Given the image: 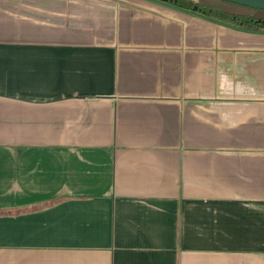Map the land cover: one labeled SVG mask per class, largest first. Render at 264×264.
Instances as JSON below:
<instances>
[{"label":"crops","instance_id":"crops-1","mask_svg":"<svg viewBox=\"0 0 264 264\" xmlns=\"http://www.w3.org/2000/svg\"><path fill=\"white\" fill-rule=\"evenodd\" d=\"M0 264H264V31L0 0Z\"/></svg>","mask_w":264,"mask_h":264},{"label":"trees","instance_id":"trees-1","mask_svg":"<svg viewBox=\"0 0 264 264\" xmlns=\"http://www.w3.org/2000/svg\"><path fill=\"white\" fill-rule=\"evenodd\" d=\"M240 28L264 31V10L224 0H159Z\"/></svg>","mask_w":264,"mask_h":264},{"label":"water","instance_id":"water-1","mask_svg":"<svg viewBox=\"0 0 264 264\" xmlns=\"http://www.w3.org/2000/svg\"><path fill=\"white\" fill-rule=\"evenodd\" d=\"M224 1L233 2L240 5H245L252 8L264 10V0H224Z\"/></svg>","mask_w":264,"mask_h":264}]
</instances>
